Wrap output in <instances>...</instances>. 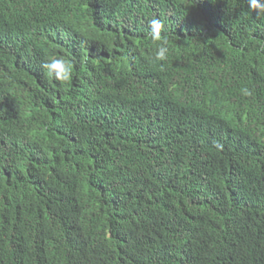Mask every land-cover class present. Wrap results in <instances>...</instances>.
Listing matches in <instances>:
<instances>
[{"label": "trees", "instance_id": "trees-1", "mask_svg": "<svg viewBox=\"0 0 264 264\" xmlns=\"http://www.w3.org/2000/svg\"><path fill=\"white\" fill-rule=\"evenodd\" d=\"M0 264H264V16L0 0Z\"/></svg>", "mask_w": 264, "mask_h": 264}, {"label": "clouds", "instance_id": "clouds-1", "mask_svg": "<svg viewBox=\"0 0 264 264\" xmlns=\"http://www.w3.org/2000/svg\"><path fill=\"white\" fill-rule=\"evenodd\" d=\"M249 8L256 11L258 16H264V3L261 0H247ZM149 36L152 43L156 47L154 60L165 61L167 59V37L166 34L162 36V32H165V26L163 21L158 18H152L149 21ZM40 67L44 71L45 75L61 83L70 82L73 79L74 65L71 61L60 57H46L42 60ZM244 96L252 95V91L249 88H243L241 90Z\"/></svg>", "mask_w": 264, "mask_h": 264}]
</instances>
